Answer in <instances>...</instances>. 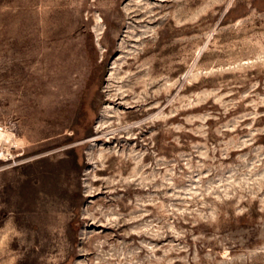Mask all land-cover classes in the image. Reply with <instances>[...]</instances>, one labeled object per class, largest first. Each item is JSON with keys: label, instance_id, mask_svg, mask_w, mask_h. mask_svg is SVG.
<instances>
[{"label": "rangeland", "instance_id": "rangeland-1", "mask_svg": "<svg viewBox=\"0 0 264 264\" xmlns=\"http://www.w3.org/2000/svg\"><path fill=\"white\" fill-rule=\"evenodd\" d=\"M0 264H264V0H0Z\"/></svg>", "mask_w": 264, "mask_h": 264}]
</instances>
